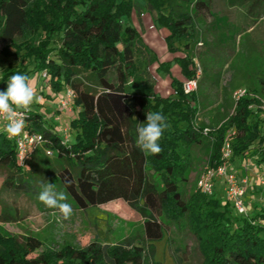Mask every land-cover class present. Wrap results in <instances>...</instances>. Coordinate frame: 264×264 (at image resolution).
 Returning <instances> with one entry per match:
<instances>
[{
	"label": "trees",
	"instance_id": "obj_1",
	"mask_svg": "<svg viewBox=\"0 0 264 264\" xmlns=\"http://www.w3.org/2000/svg\"><path fill=\"white\" fill-rule=\"evenodd\" d=\"M214 0H0V90L16 73L41 76L52 97L68 88L75 93L73 140L46 126L41 112H27L28 129L43 134L54 151L40 150L30 165L38 182L19 164L15 144L0 132L1 191L36 195L42 184L57 179L63 191L83 211L124 201L144 220L143 234L117 244L95 240L83 247L45 248L33 236L24 240L0 229V264H159L154 242L167 234L162 217L188 218L200 243L204 264H264V197L240 214L212 195L196 192L186 200L183 186L192 166L190 152L205 143L212 147L211 168L223 164L221 150L231 139V162L247 157L264 168V110L252 96L235 103L233 113L205 134L196 124V93L187 95L184 83L173 79V93H156L150 66L159 62L145 45L133 15L150 13L155 27L166 30L172 61L160 63L167 72L174 64L190 79V57L202 34L197 18L212 13ZM230 6L249 5L247 16L264 15V0H228ZM257 16V17H259ZM148 59V66L139 62ZM2 60L11 62L4 66ZM264 81V80H263ZM255 94L263 95L262 90ZM252 107V108H251ZM161 112L169 127L159 141L161 152L149 154L136 144L137 127L146 114ZM234 132V134H231ZM256 147V148H255ZM42 157V159H40ZM153 175L159 176L160 188ZM263 189V188H262ZM263 191V190H262ZM262 191H258L260 193ZM17 214L3 211L0 222L18 223Z\"/></svg>",
	"mask_w": 264,
	"mask_h": 264
},
{
	"label": "rangeland",
	"instance_id": "obj_2",
	"mask_svg": "<svg viewBox=\"0 0 264 264\" xmlns=\"http://www.w3.org/2000/svg\"><path fill=\"white\" fill-rule=\"evenodd\" d=\"M248 7V4L242 7H233L230 6L228 0H214L212 13L209 16L197 18L202 37L199 45L190 54L194 62L190 71L193 76L196 63H200L203 69V76L196 92L199 109L196 124L204 131L212 130L227 120L235 108L234 95L240 89L248 90L253 97L260 101L264 99V94L254 93L255 90L264 88V15L260 17L256 14L249 17L246 15ZM135 16L141 17L133 15L134 20ZM137 24V29L142 37L144 35L143 26ZM0 46L2 48L3 44ZM168 52L167 50V54L170 55ZM154 55L157 57L156 54ZM158 57L164 60L161 53L158 54ZM174 57V55H170L168 59L173 60ZM11 62L2 60L4 66ZM139 62L144 63V66H148L150 63L148 59L142 60L141 58H139ZM157 65L159 62L150 66L151 80L155 84L156 93L168 97L173 93V90L163 92L159 89ZM33 79L39 81L40 84L33 108L37 107V110L43 114L46 126L56 127L61 135H64V129L68 128L70 139L73 140L74 134L69 127V118L67 121H62L63 114L67 110H62L59 103L65 95V91L57 95L54 100L51 98L53 95L49 91L48 83L42 80L41 76H31L30 82ZM42 89L43 93H39ZM70 112H76L75 106L71 107ZM211 151V145L205 143L203 146L192 148L190 152L192 166L187 172V181L183 186L184 196L188 201L196 192L200 191L198 181L211 168L209 165ZM253 151L254 149L243 160L237 159L231 162L230 168L233 169L234 165H238L239 171L244 170L245 165L242 164V161L250 166H255ZM31 160L32 157L26 167L29 176L35 178L37 183L40 174L35 171V167L30 165ZM153 176L158 186L162 188L163 184L159 176ZM3 180L2 177V185ZM51 183L55 185L57 191L64 192L57 179ZM2 185L0 216L3 211H7L12 215L17 214L23 219L18 223L4 224L0 222V229L20 240L33 236L40 239L45 248L59 250L67 245L83 247L95 240L101 244H117L127 237L143 234V218L124 201H115L83 211L64 192L67 195V202L73 208L71 217L64 219L58 210L45 207L36 195L32 196L12 190L1 191ZM216 186L219 191L218 196L223 201L226 200L225 182L218 180ZM262 196L264 197V195ZM253 198H260L259 193L246 201L251 203ZM245 205L247 207L248 204L245 203ZM248 208L251 209L252 205H248ZM162 220L167 234L161 241L154 242L156 262L159 264H204L200 243L195 236L191 221L188 218L169 220L165 216L162 217Z\"/></svg>",
	"mask_w": 264,
	"mask_h": 264
},
{
	"label": "built area",
	"instance_id": "obj_3",
	"mask_svg": "<svg viewBox=\"0 0 264 264\" xmlns=\"http://www.w3.org/2000/svg\"><path fill=\"white\" fill-rule=\"evenodd\" d=\"M1 54V46H0ZM203 76V69L200 63H196L195 72L192 78L188 79L184 83V92L187 95L196 93L199 88V81ZM41 79L48 81L50 79L48 73H43ZM248 96V90L240 89L234 95L235 102L239 101L241 98ZM75 93L72 89L68 88L65 91V95L59 101L60 107L62 110L70 111L71 107L74 106ZM261 108L264 110V99L261 100ZM32 107V105H31ZM252 108V107H251ZM24 128L20 135L7 138L12 141L17 150V159L19 164L25 166L29 159L35 155L38 151L42 150L48 157L54 156V151L51 148L49 142V147L46 146L48 141L45 139L43 134L38 132H33L28 129V117L27 112L24 114ZM210 130H205V134H208ZM231 134H234L232 132ZM64 137L66 140H69V130L68 128L64 129ZM223 155V164L219 165L216 168L208 169L199 179L198 188L206 195H212L215 192L216 183L218 180H223L226 184V201L234 205L235 209L240 214H246L248 212L245 205V197L247 193V188L251 185V178L245 176L241 180L238 175L231 170V160L233 158V149L230 138H226L224 146L222 148ZM250 164H245V168L249 169ZM259 181L263 188L264 192V168L259 174ZM2 185V177L0 176V189Z\"/></svg>",
	"mask_w": 264,
	"mask_h": 264
},
{
	"label": "clouds",
	"instance_id": "obj_4",
	"mask_svg": "<svg viewBox=\"0 0 264 264\" xmlns=\"http://www.w3.org/2000/svg\"><path fill=\"white\" fill-rule=\"evenodd\" d=\"M35 98L36 93L26 74L11 75L6 89L0 90V132L9 137L20 135L25 126L24 114L31 110ZM168 127L166 117L161 112L147 113L146 122L137 127V146L145 153L159 154L162 150L159 141ZM38 199L45 207L58 210L64 219H69L73 214L67 195L57 191L52 183L42 184Z\"/></svg>",
	"mask_w": 264,
	"mask_h": 264
},
{
	"label": "crops",
	"instance_id": "obj_5",
	"mask_svg": "<svg viewBox=\"0 0 264 264\" xmlns=\"http://www.w3.org/2000/svg\"><path fill=\"white\" fill-rule=\"evenodd\" d=\"M213 5H214V3H213ZM136 19L138 20V22ZM136 19L134 20V17H133L131 19V23L136 28L138 25L137 23H139V25L141 27L143 26L144 35L142 36V39H143L145 45L151 51L153 49L152 52H154V54L157 55V58L159 60V65H157V69H158L157 74H158V78H159V82L157 84H158L159 89L162 90L163 92L171 91V89L173 90V88L171 87L173 79H177L181 82L188 80V78H186L183 75L180 66L177 64H174L172 66V69L169 72H167L163 68L159 69L160 63H163L164 61H166V62L172 61V60L168 59V57H170L171 54L170 55L167 54L168 48H167V44L165 41V38L168 35V32L164 29L159 30L158 28L155 27L153 17L150 13L145 12V14H143L140 18L136 17ZM160 53L163 55L164 60L159 59L158 54H160ZM31 84L34 88L35 93H37V91L40 88L39 81H37L36 79H33L31 81ZM41 92L43 93V89L39 91V93H41ZM51 98H53V97H51ZM53 99L56 100V98H53ZM40 103H41V101H40ZM32 109L37 110V107L33 108V104H32ZM37 111H39V110H37ZM73 116H75V112L67 111L66 113L63 114L62 121L63 120L67 121V118H69V121H71ZM58 130L59 129H57V131ZM242 162H243L242 164L245 165V162L244 161H242ZM231 170L238 175L240 180L242 178H244L245 176H249L251 178L252 184L247 188L246 198L251 199V197L256 196V193L258 191L263 190L262 186L260 184V181H259V174L262 172V168L258 169L255 166H250L249 169L245 168L244 170L239 171V166L234 165L233 169H231ZM216 188H217V186H216ZM263 193H264L263 191L259 193L260 198H255V199L253 198L252 203L262 202V197H263L262 195H264ZM224 194H226L225 191H224Z\"/></svg>",
	"mask_w": 264,
	"mask_h": 264
}]
</instances>
